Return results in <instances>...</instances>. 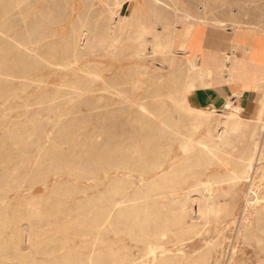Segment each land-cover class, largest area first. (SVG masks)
<instances>
[{
  "label": "rangeland",
  "instance_id": "obj_1",
  "mask_svg": "<svg viewBox=\"0 0 264 264\" xmlns=\"http://www.w3.org/2000/svg\"><path fill=\"white\" fill-rule=\"evenodd\" d=\"M263 33L264 0H0V264H264V117L223 106Z\"/></svg>",
  "mask_w": 264,
  "mask_h": 264
},
{
  "label": "bare ground",
  "instance_id": "obj_2",
  "mask_svg": "<svg viewBox=\"0 0 264 264\" xmlns=\"http://www.w3.org/2000/svg\"><path fill=\"white\" fill-rule=\"evenodd\" d=\"M156 1V0H155ZM119 13V12H118ZM116 13V14H118ZM121 13V12H120ZM119 15V14H118ZM180 16V15H179ZM112 17V16H111ZM124 20V19H123ZM188 21V20H187ZM193 21V20H192ZM116 25V24H114ZM189 26V25H187ZM207 26V25H206ZM195 27V26H194ZM229 27V26H228ZM120 29V28H119ZM187 29V28H186ZM193 29V28H192ZM224 29V28H223ZM225 30V29H224ZM168 31V30H167ZM186 31V30H185ZM190 31V29H189ZM230 31V30H229ZM176 32V31H175ZM187 32V31H186ZM226 32V31H225ZM85 34V33H84ZM177 34V32H176ZM179 34V33H178ZM177 34V35H178ZM201 37H199L202 41H203V44H202V49L200 50V55L201 56H198L199 58L201 57V60L199 59L198 61L196 60V57L194 54L190 53V62L189 65H190V68H191V71L194 72V76H193V79L190 80L189 84L187 85L188 86V92L190 95L192 93L193 90H195L196 88L200 89L201 91H206V90H210L211 87H212V82H211V75H212V68L211 66H208L206 64V61H205V54H204V51H205V47H204V42L207 41V36L204 34V33H201ZM262 34V33H260ZM264 34V33H263ZM175 35V34H174ZM187 35V34H186ZM189 35V34H188ZM160 37V36H159ZM178 37V36H177ZM144 38V37H142ZM163 38V37H161ZM232 39V38H231ZM264 39V38H263ZM212 40H215L212 38ZM222 42V41H220ZM260 42V41H259ZM231 43V42H230ZM152 44V43H151ZM260 45V44H259ZM263 45V44H262ZM264 46V45H263ZM28 47V46H27ZM183 47V46H182ZM261 48V46L259 47ZM263 48V47H262ZM235 50V49H234ZM152 51V50H151ZM246 53H244L241 57H238L237 55L235 56H231L230 54H227V58L226 60L228 61L229 63V60L231 61V58L234 57L231 61L230 64H228V68H230L233 72V74H230L229 76V79L232 80L233 84L235 85V87L237 88L238 91H240L241 93H246L248 92L249 90H251V88H253L255 86V84L258 82V81H261V80H264V70H262V72H257L255 70H252V65L250 63V61L253 60V58H251L250 56L252 55L253 51H254V48L251 46V47H247L245 49ZM255 52V51H254ZM235 54V52H232ZM233 54V55H234ZM259 57V56H258ZM187 58V57H186ZM256 59V58H255ZM254 59V60H255ZM44 61V60H43ZM262 61V60H261ZM260 61V62H261ZM226 63V62H225ZM264 63V61H263ZM260 64V63H259ZM263 65V64H262ZM55 67V66H54ZM164 67V66H163ZM226 68V69H228ZM225 71V69H224ZM228 77V75H227ZM7 78V77H6ZM199 85H197V83ZM228 85V84H227ZM183 90V89H182ZM185 90V88H184ZM255 90V89H254ZM253 90V91H254ZM140 91V90H139ZM166 93V92H165ZM185 93V92H184ZM183 95V94H182ZM185 96V95H184ZM165 97V96H164ZM235 97V96H234ZM233 98V97H232ZM244 99V98H243ZM167 100V99H166ZM234 100V99H232ZM182 101V100H181ZM238 101V100H237ZM239 102V101H238ZM180 103V102H179ZM180 105H183L182 107L187 110L188 112H191V113H197V114H202L203 112L199 109H195L193 108L190 103H188V99L186 100V102L182 103ZM249 106V105H248ZM181 107V106H180ZM144 110H147L146 107H142ZM225 110L227 111L226 114H227V119H233V118H236V117H240V118H243L246 116L245 114V109L241 107V105H233L230 101H227L225 103ZM168 112V111H167ZM255 114H254V118L256 119H262L264 117V103L263 105L258 109H256L255 111ZM203 115V114H202ZM248 115V114H247ZM165 116V115H164ZM203 117V116H202ZM222 119V118H221ZM239 119V118H238ZM244 119V118H243ZM62 120V119H61ZM130 120V119H129ZM264 120V119H263ZM224 123V121H222ZM228 124V122H227ZM131 125V124H130ZM74 127V126H73ZM131 127V126H130ZM132 128V127H131ZM220 129V128H219ZM218 129V131H219ZM41 130V129H40ZM103 130V129H102ZM235 130V129H234ZM177 132V131H176ZM210 132V131H209ZM208 132V133H209ZM221 132V130H220ZM80 133V132H79ZM178 134V133H177ZM264 134V133H263ZM208 135V134H207ZM216 136V135H214ZM214 139V137H213ZM126 141V140H125ZM167 141V140H166ZM169 141V140H168ZM210 141V140H209ZM221 141V140H220ZM102 142V141H101ZM173 142V141H171ZM119 143V142H118ZM200 144L202 145V147L204 149H206L208 152L210 153H214L212 147L209 145L208 143V140H202L200 141ZM221 146V145H220ZM73 147V146H72ZM151 149V148H150ZM249 151V150H248ZM132 153V152H131ZM251 153V151L249 152ZM248 154V153H247ZM258 155V154H257ZM246 156V155H245ZM248 158H246V163H245V169L243 171V177H245V179L249 176V173L251 172V169H254L256 167V165L254 164V160H259L260 158L259 157H255V155L253 156H250L249 155L247 156ZM77 158V157H76ZM177 158V157H176ZM175 158V159H176ZM244 158V157H243ZM172 159V158H171ZM222 161V160H221ZM167 163V162H166ZM122 164V163H121ZM107 165V164H106ZM219 165V164H218ZM157 166V165H156ZM63 167V166H62ZM94 168V167H93ZM264 168V167H263ZM152 169V168H151ZM150 169V170H151ZM255 171V170H254ZM75 172V171H74ZM31 173V172H30ZM33 173V172H32ZM77 173V172H76ZM107 173V172H106ZM73 174V173H72ZM222 174V173H221ZM33 176V175H32ZM31 177V176H30ZM236 178V177H235ZM240 178V177H239ZM119 180V178H118ZM29 181H30V178H29ZM28 181V182H29ZM32 181V180H31ZM248 181V180H247ZM113 182V181H112ZM142 183V182H141ZM236 183V182H235ZM20 184V183H19ZM23 184V183H21ZM28 184V183H27ZM54 184V183H53ZM19 188V187H18ZM116 192V191H115ZM167 192V191H166ZM163 193V192H162ZM168 193V192H167ZM107 197V196H106ZM160 198V197H159ZM264 198V197H263ZM101 199V198H100ZM109 199V198H108ZM251 198L248 201L247 205H248V214H245L244 217L241 219V224H242V231L245 232L247 229L249 230V227L251 228V225L249 224V218H250V211L252 210V207H253V203L251 202ZM261 200V199H260ZM138 201V200H137ZM53 202V201H52ZM115 202V201H114ZM156 202V201H155ZM30 203V202H29ZM32 203V202H31ZM246 203V202H245ZM88 204V203H87ZM113 204V203H112ZM32 205V204H31ZM4 206V205H3ZM38 206H40L38 204ZM79 206V204H78ZM125 206V205H124ZM200 203H199V209H198V213L197 215L198 216H202L205 212L200 208ZM86 207V206H85ZM32 208V207H31ZM31 210V209H30ZM246 210V209H244ZM254 210V209H253ZM264 210V209H263ZM35 211V210H34ZM41 211V210H40ZM33 213V212H32ZM245 213V212H244ZM39 214V212H38ZM107 214V213H106ZM184 214H187V212L184 210ZM37 215V214H36ZM197 217V216H196ZM120 218V217H119ZM122 218V217H121ZM120 218V219H121ZM194 218V217H193ZM117 219V218H116ZM33 220V219H32ZM123 222V221H122ZM164 223V222H163ZM181 225H184V224H181ZM257 228V227H255ZM112 230V229H111ZM245 230V231H244ZM29 231V230H27ZM120 232V231H119ZM253 232V231H252ZM262 232V231H260ZM112 233V232H111ZM130 234V233H129ZM127 235V234H126ZM123 237V236H122ZM240 237H241V234H240ZM261 237V236H260ZM109 240V239H108ZM246 240V239H245ZM257 240V239H256ZM264 240V239H263ZM105 241V240H104ZM108 243V242H107ZM259 244V243H258ZM128 245V244H127ZM144 245V244H143ZM262 245V244H261ZM264 245V244H263ZM125 248V247H123ZM130 248V247H129ZM103 249V248H102ZM134 252V251H133ZM125 255V254H124ZM127 255V254H126ZM133 255V254H132ZM82 256V255H81ZM137 256V255H136ZM167 256V255H166ZM172 256V255H171ZM139 257V256H138ZM179 257V256H178ZM176 257V258H178ZM165 258V257H164ZM178 260V259H177ZM236 261V260H235ZM261 261V260H260ZM175 262V261H174ZM122 263V262H121ZM145 264V263H144ZM147 264V263H146Z\"/></svg>",
  "mask_w": 264,
  "mask_h": 264
},
{
  "label": "crops",
  "instance_id": "obj_3",
  "mask_svg": "<svg viewBox=\"0 0 264 264\" xmlns=\"http://www.w3.org/2000/svg\"><path fill=\"white\" fill-rule=\"evenodd\" d=\"M199 37H201V35H199L198 39H196V42L198 45H199V43H198ZM204 54L206 56L207 52L204 51ZM205 61H207L206 57H205ZM219 62H221V60ZM221 66H222V64L217 63L215 65L214 69H218ZM261 85H262L261 81H258L255 84V86L253 88H251V90H249L246 93H241L240 91L237 90L236 87H235V89L232 90V88L229 87V85H228L230 95L224 99L223 106H225V103L227 101H230L233 105H241V107L245 109L244 111H245L246 116L244 118H246V119L247 118L248 119L254 118V114H255L254 111L257 108L259 109L264 103V94H261L259 92L260 88L262 87ZM194 92H195V90H193L192 93L190 94L191 97H188V103H190V105L193 108L199 109V110L207 109L210 111H214L213 108L216 107V103H215L216 99H215V94L213 92H211L210 90L201 91V93L204 94V99H205V102H202V103H200L198 101V99L194 96ZM232 99H234V100H232Z\"/></svg>",
  "mask_w": 264,
  "mask_h": 264
}]
</instances>
